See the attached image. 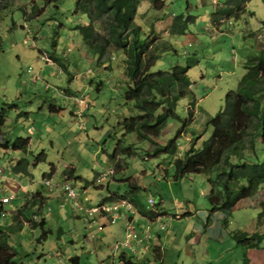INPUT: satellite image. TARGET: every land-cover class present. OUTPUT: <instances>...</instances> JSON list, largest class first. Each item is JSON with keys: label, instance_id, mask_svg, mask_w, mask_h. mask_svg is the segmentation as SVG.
<instances>
[{"label": "rangeland", "instance_id": "1", "mask_svg": "<svg viewBox=\"0 0 264 264\" xmlns=\"http://www.w3.org/2000/svg\"><path fill=\"white\" fill-rule=\"evenodd\" d=\"M74 1L61 0L55 7L43 5L41 0H0V143L17 136L28 138L25 151L0 146V197L13 196L3 208L14 212L24 197L27 201V206H20L24 216L15 211L11 223L1 226L10 228L4 230L5 240L15 253V263L72 264L70 259L76 256L77 264H118L120 251L111 253L110 247L123 237L117 230L120 220L110 224L104 216L86 211L116 192L128 193L145 209L163 211L162 233L168 235L158 244L160 256L147 249L141 255H131L135 262L242 264L243 249L231 234L264 232L256 221L264 185L253 196L241 199L229 215L208 214L206 176L190 173L174 181L172 156H153L151 150L174 135L187 118V110L192 116L176 139L179 154L189 137L199 135L195 147L208 137L211 126L207 120L222 106L224 93L235 88L243 72L241 63L255 52L256 41L264 45V26L259 23L264 18L261 0H248L245 12L236 20L225 18L226 8L215 0L138 2L133 22L150 39L158 36L157 44H169L160 50L150 70L192 63L186 72L189 91L175 104L179 120L167 119L153 143L124 130L125 119L136 113L132 102L123 98L125 56L110 48L100 62L96 60L73 29L75 24L87 22L82 14L72 13ZM32 6L39 12L27 18ZM180 14L194 16L193 22L184 34L171 35L167 32L169 21ZM39 51L44 53L43 61ZM53 51L64 69L49 58ZM115 144L131 149L117 155L122 165L118 171L109 160ZM18 158L26 162L25 173L12 171ZM50 164L53 174L41 176ZM69 170L73 177L66 176ZM45 179L52 186L51 192L42 184ZM64 180L74 189L80 208H74L63 194ZM33 191L45 197L38 199L39 209L37 199L29 204ZM149 198L154 205H148ZM173 214L180 218H173ZM25 216L44 218V224L31 227ZM134 216L136 220L141 217ZM199 223L202 230L195 226ZM155 240L151 238L150 243ZM124 252L129 255L128 250ZM246 256L248 264H264V239L259 248L247 249Z\"/></svg>", "mask_w": 264, "mask_h": 264}, {"label": "trees", "instance_id": "2", "mask_svg": "<svg viewBox=\"0 0 264 264\" xmlns=\"http://www.w3.org/2000/svg\"><path fill=\"white\" fill-rule=\"evenodd\" d=\"M60 1L41 0L43 5L53 4L55 7ZM139 1L75 0L72 13L82 14L87 22L77 23L73 29L78 33L84 46L96 56L98 62L104 58L110 48L120 50L125 56L122 72L127 78V85L123 91V98L132 102L136 113L125 119L124 130L134 132L137 138L153 143V139L160 135L167 119L179 120L175 112V104L189 91L190 82L186 72L192 63L174 64L168 70H150L154 61L158 59L160 50L166 49L169 44L166 41L157 44L158 36L150 39L148 33L144 35L141 27L133 22ZM216 1L221 7L226 8L225 18L236 20L245 12V4L248 0ZM261 2L264 6V0ZM38 12L36 7L32 6L27 18L36 16ZM247 12L252 14V11ZM211 15L215 16V11ZM193 19L194 16L189 14L173 17L169 21L167 32L171 35L184 34L187 25L193 22ZM259 23L264 26V18L260 19ZM150 32L153 34V31ZM258 36L256 35V39ZM54 45L52 41V46ZM48 56L64 69V64L55 56L54 51L48 53ZM241 67L243 72L235 88L224 93L222 106L207 120L211 131L201 142L200 147H195L199 135L190 137L187 147L176 156L178 153L176 139L182 134L184 125L190 122L192 116L191 111L187 110V118L181 121V126L176 129L174 135L164 145H155L151 150L153 156L159 153L172 156L170 162L174 181L190 173H202L206 176L208 214L220 212L224 216L229 215L239 200L253 196L264 185V152H261L264 147V45L261 42L256 41L255 52L245 57ZM2 121L1 117L0 123ZM27 144V137L17 136L10 142L5 140L0 146L25 151ZM124 152L130 153L131 149L115 144L109 154L114 171L122 168L116 158L118 154ZM40 154L42 157V153ZM25 168L24 158H18L12 166V171L25 173ZM53 172L54 166L50 164L48 172L42 173L41 176H51ZM66 176L73 177L72 172L69 170ZM38 195V191L33 192L29 204L36 203ZM121 199L129 202L139 216L149 220L163 214L160 208L141 207L128 193L112 192L99 202ZM41 200L37 201V209L41 207L39 204ZM26 202L25 200L24 206H27ZM258 207L256 221L264 227V200L259 201ZM20 209L21 207L17 209L19 213L22 212ZM22 215L24 216L23 213ZM24 218L30 222L31 227L36 224L42 227L44 224V218L38 220H31L26 216ZM1 226L0 264H16L13 259L15 253L5 240L4 230L10 228L3 229ZM44 234L45 231L42 230V235ZM231 237L235 244L243 249L242 264H248L246 250L259 248L260 242L264 239V232L234 231ZM117 260L118 264H149L148 261L137 263L132 259L131 254L127 255L123 251L118 252ZM70 261L72 264H77V257H72Z\"/></svg>", "mask_w": 264, "mask_h": 264}, {"label": "built area", "instance_id": "3", "mask_svg": "<svg viewBox=\"0 0 264 264\" xmlns=\"http://www.w3.org/2000/svg\"><path fill=\"white\" fill-rule=\"evenodd\" d=\"M42 53L40 54V60L43 61L45 58L42 56L44 53ZM79 102H81V99ZM177 155H179V152ZM107 173L109 175L112 174V170H108ZM42 184L49 192L52 191V186L50 185L48 179L43 180ZM61 189L65 197L72 201V206L74 208H80L75 200L74 189L67 180H64L61 183ZM10 198L11 196H1L0 205L9 202ZM147 202L150 206L154 205V201L151 198L147 199ZM86 211L88 214L97 213L104 216L110 224L120 220L123 229V238L111 245V253L119 249L120 252L128 250L129 254L133 255L138 249H142V247H144V245L153 237V233H151L147 228H141L139 226L134 216L137 215L134 207L124 199L116 201H102L97 203L95 206L89 207ZM4 216L5 211L0 208V224L4 220ZM173 218L178 219L180 216L178 214H173ZM158 228L163 230L165 228V222L159 223Z\"/></svg>", "mask_w": 264, "mask_h": 264}, {"label": "crops", "instance_id": "4", "mask_svg": "<svg viewBox=\"0 0 264 264\" xmlns=\"http://www.w3.org/2000/svg\"><path fill=\"white\" fill-rule=\"evenodd\" d=\"M216 1V0H215ZM216 3H217V1H216ZM166 23H168L167 21H166ZM166 33V32H165ZM80 55H82V51H80L79 52V55L78 56H80ZM27 133L29 134L30 133V129L29 128H27ZM190 138V137H189ZM4 149H7V148H4ZM53 174V173H52ZM51 174V175H52ZM85 189V188H84ZM18 190V187H16L15 188V191H17ZM84 191V190H83ZM33 192H36V191H33ZM33 192H30V193H33ZM3 196H6V195H3ZM11 196V198H10V200H9V202L10 201H12V199H13V196L12 195H10ZM39 197H42L43 199L45 198L44 196H42L41 195V193L39 192V195H38ZM24 199H25V197H24ZM24 199H23V201L19 204V206L18 207H16V212L17 213H19L18 211H17V209L18 208H20V206L24 203ZM36 199H39V198H37L36 197ZM240 201V200H239ZM238 201V202H239ZM9 202H7V203H4V204H2V205H0V208H2V210L3 211H5V216H4V220L2 221V223H1V225H9L10 223H11V219H12V217H13V215L15 214V211L14 212H7L4 208H3V205H5V204H8ZM237 202V203H238ZM237 203L235 204V206L237 205ZM235 206H234V208H235ZM160 210H161V208H160ZM162 211V210H161ZM163 212V211H162ZM187 213H189V212H186V214ZM214 213H216V214H219V216H224L223 214H221L220 212H214ZM20 214H22V212L20 213ZM162 216H163V214H161L160 216H158V217H156V218H154L153 220H149L148 218H145V217H140L139 219H137V222H138V224H139V226L141 227V228H147L151 233H153V237L152 238H154V239H156L155 240V242L154 243H150V241H151V239H150V241H148L145 245H144V247H142V249H138L137 251H136V253H134L133 255H141L142 253H143V251H145V250H147V249H150L151 251H152V253L154 254V256L156 257V256H160V255H158V254H160V247H159V242H160V240L161 239H163L162 237H165V236H167L168 235V233H162V230H160L159 228H158V225H159V223H161V218H162ZM102 226H103V224H102ZM195 226H198V228L200 229V230H202V226H201V223H199L198 225H195ZM117 230H118V232L120 233H122V235H123V229H122V224H119L118 226H117ZM164 230V229H163ZM111 232H107V234H110ZM164 234V235H163ZM123 238V237H122ZM121 238V239H122ZM118 241V240H117ZM117 241H115V242H117ZM114 242V243H115ZM113 243V244H114ZM112 244V245H113ZM156 248V249H155ZM155 249V250H154ZM157 253V254H156Z\"/></svg>", "mask_w": 264, "mask_h": 264}, {"label": "clouds", "instance_id": "5", "mask_svg": "<svg viewBox=\"0 0 264 264\" xmlns=\"http://www.w3.org/2000/svg\"><path fill=\"white\" fill-rule=\"evenodd\" d=\"M99 203V202H98Z\"/></svg>", "mask_w": 264, "mask_h": 264}]
</instances>
